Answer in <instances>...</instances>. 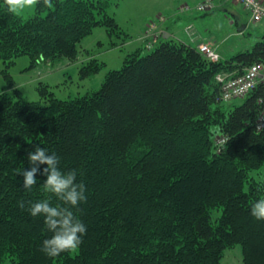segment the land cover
Wrapping results in <instances>:
<instances>
[{"label":"trees","instance_id":"1","mask_svg":"<svg viewBox=\"0 0 264 264\" xmlns=\"http://www.w3.org/2000/svg\"><path fill=\"white\" fill-rule=\"evenodd\" d=\"M51 3L23 19L0 0L7 65L23 54L31 66L74 61L95 27L123 32L111 0ZM144 41L84 95L60 99L44 86L43 102L25 100L18 87L0 90V264H220L236 244L245 264H264V220L250 214L264 198V128L255 124L264 84L236 104L240 97L221 99L216 78L264 64V32L252 48L218 60L172 35ZM103 64L91 56L81 76ZM35 146L54 152L63 173L76 170L86 202L73 208L46 191V165L30 191L23 187L18 171L30 167ZM42 200L70 207L86 225L77 249L54 258L41 251L53 233L28 209Z\"/></svg>","mask_w":264,"mask_h":264},{"label":"rangeland","instance_id":"2","mask_svg":"<svg viewBox=\"0 0 264 264\" xmlns=\"http://www.w3.org/2000/svg\"><path fill=\"white\" fill-rule=\"evenodd\" d=\"M176 5L175 0H111L108 12L116 18L123 32L119 35L109 34L104 26L95 27L79 43V53L74 61L62 58L53 63L41 62L31 66L30 57L23 54L16 57L14 63L7 65L0 57V90L11 91L18 87L25 100L44 102L40 92L44 86L60 99L98 89L109 70L121 68L125 56L144 44L145 39L139 38V35H144L148 22L158 20L160 14L168 16L176 9ZM35 11L36 6L26 8L19 16L26 19ZM208 15L213 19L211 31L220 43L219 52L224 59L252 48L264 32V22L246 25L242 31V23L239 25L231 22L220 9ZM113 43L116 45L113 46ZM91 56L104 64L97 72L82 77L80 67ZM242 101V97L233 100L236 104ZM261 172V177H264V167ZM214 214L217 215V212ZM4 264L12 262L7 259ZM220 264H245L241 245L225 249Z\"/></svg>","mask_w":264,"mask_h":264},{"label":"clouds","instance_id":"3","mask_svg":"<svg viewBox=\"0 0 264 264\" xmlns=\"http://www.w3.org/2000/svg\"><path fill=\"white\" fill-rule=\"evenodd\" d=\"M8 11L14 15H20L26 8H32L43 4L51 8V0H4ZM30 167L18 171L23 177V187L29 191L37 183V173L40 166L46 165L40 174L46 176L44 188L53 193L65 205L77 207L81 202H86V188L83 182L77 183L76 170L63 173L59 168V158L53 152L35 146L33 151L28 153ZM29 212L33 217L42 215L47 229L53 235L42 242L41 251L49 257H56L63 252L77 249L83 242V236L87 232L86 225L74 214L70 207L51 206L48 200L36 203L29 202ZM24 202L20 207L24 208ZM250 214L257 220H264V198L258 199L252 204Z\"/></svg>","mask_w":264,"mask_h":264},{"label":"built area","instance_id":"4","mask_svg":"<svg viewBox=\"0 0 264 264\" xmlns=\"http://www.w3.org/2000/svg\"><path fill=\"white\" fill-rule=\"evenodd\" d=\"M226 1H234L242 4L244 9L249 14L248 25L264 21V0ZM219 6L220 4L217 0H197L195 3L180 4L168 16L165 14H160L157 17L158 20L156 19L157 22L155 20L149 21L146 31L141 38L155 40L158 35H160L161 33H165L164 24L172 16L184 14L191 11L209 12ZM185 30L189 35L192 36L193 25H186ZM174 37L178 40H182L178 36ZM197 48L199 52H201L209 59L218 60L221 57L216 49L210 44V42H202L197 46ZM216 78L221 85V99L225 101L232 100L234 98L246 95L259 83L264 84V64L261 62H255L244 68V71L239 75L220 73ZM255 124L257 129L264 128V111L259 115Z\"/></svg>","mask_w":264,"mask_h":264},{"label":"crops","instance_id":"5","mask_svg":"<svg viewBox=\"0 0 264 264\" xmlns=\"http://www.w3.org/2000/svg\"><path fill=\"white\" fill-rule=\"evenodd\" d=\"M175 1L177 2L176 6H178L183 3H195L197 0H175ZM217 1L219 2L220 6L217 7L216 10L220 9L224 11L225 15L228 16L231 22L237 23L239 25L240 23H242L241 29L243 31V28L246 26V24H248L249 14L244 9L242 4L238 2H234V1L230 2L226 0H217ZM227 2L230 3L225 5V3ZM224 5L225 7H223ZM208 14L210 13L191 11L170 17V19L164 24L165 30L167 31L166 32L167 36H169L170 34L176 35L181 39L188 41L191 45L195 47H197L202 42H210V44L216 49V51L222 57L221 53L219 52L220 43L216 41V37L214 36V33L211 31L212 28L211 24L213 23V19ZM188 24L193 25V30H192L193 36L189 35L185 30V27Z\"/></svg>","mask_w":264,"mask_h":264}]
</instances>
